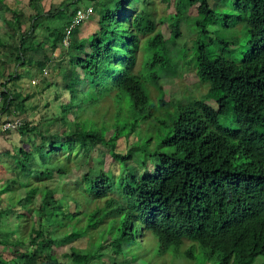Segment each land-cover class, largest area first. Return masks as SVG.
I'll return each mask as SVG.
<instances>
[{
	"label": "trees",
	"instance_id": "obj_1",
	"mask_svg": "<svg viewBox=\"0 0 264 264\" xmlns=\"http://www.w3.org/2000/svg\"><path fill=\"white\" fill-rule=\"evenodd\" d=\"M82 1L91 5L77 6ZM161 1L165 7L158 16L155 0H63L49 9L41 0H28L33 14L26 16L0 0V10L14 15L6 21L0 17V136L16 132L22 142L10 156L5 194L17 191L16 198L10 196L18 200L12 209L20 206L31 214L30 205L35 208L27 242L0 235V246L12 255L0 257V264H105L103 248L125 257L122 264H154L186 239L193 245L186 253L192 261L198 244L206 260L216 258L218 264H264V0H236L237 11L248 13L240 64L212 56L209 42L200 39L225 14L215 15L209 0H175L169 18L165 13L173 0ZM88 7L90 18L73 25L76 11ZM192 7L196 15L190 17ZM166 21L173 40L181 37L182 24L195 25L199 39L192 69L200 83L210 85L208 101L215 107L207 97L177 103L161 141L168 152L147 155L138 149L139 121L169 107L149 102L143 80L158 85L160 78L146 70L159 65L173 76L179 73L171 68L161 35ZM41 50L49 53L35 59ZM154 50L163 57L152 55ZM51 61L55 65L48 67ZM30 62L35 65L27 76ZM25 84L34 90L25 92ZM51 90L59 93L57 99L65 93L67 100L52 114L37 113L39 123L24 121L30 116L26 103ZM228 115L238 125L234 131L219 125ZM16 120L19 126L4 128ZM120 140L126 142L125 152L117 149ZM144 151H150L146 144ZM131 161L135 166L128 168ZM55 174H75L76 181L48 183ZM91 203L94 208L85 215ZM6 212L0 207V224ZM86 237L87 247L73 246Z\"/></svg>",
	"mask_w": 264,
	"mask_h": 264
},
{
	"label": "rangeland",
	"instance_id": "obj_2",
	"mask_svg": "<svg viewBox=\"0 0 264 264\" xmlns=\"http://www.w3.org/2000/svg\"><path fill=\"white\" fill-rule=\"evenodd\" d=\"M62 1L63 0H41L40 5L42 4L46 7V9H49L51 3H53V5H58ZM27 3L28 0H7V4L11 10L24 11L26 16L29 14H33V12L27 9ZM174 3L175 0L172 1L171 6L168 7V10L165 13L167 14V18H169V15L174 13ZM155 4L157 7L158 16H161L163 14L165 4L162 3L161 0H155ZM86 5L91 4L89 2L82 1L77 6L84 8ZM97 5V3H92V6L94 7ZM209 5L214 8L215 15L220 12H224L225 14H223L220 20L216 23H210L209 35H206L203 38L201 37L200 39L207 40L209 42V44L211 45L209 49V54H211L212 56L224 58L233 63L240 64L247 48L246 42L248 41V36L247 32H245L244 20L247 18L246 16L248 13L246 12L245 14L244 12L237 11L236 0H209ZM95 12H97V8H95ZM187 15H189L190 17L196 15V9L193 7L188 9ZM13 16L14 15L11 11L0 10V17H3L5 21L10 20L11 18H13ZM1 22L2 21L0 18V24ZM48 24L50 23L48 22ZM56 24H59V22H57ZM185 25L182 24L180 27L181 37L178 40H173V34L171 33L168 21L164 22L160 26L161 35L165 41V46L169 51L168 57L171 58V68H177V71L180 73L181 76L178 72V74H175L176 76H173L172 74L163 71L161 66L158 65L157 67H151L147 69L146 74L149 75L150 73L155 72L156 75L160 78L159 84L157 85L156 81H151L149 78L143 80L144 89L149 95V102L154 106H158L160 105V101H164L165 103H168L167 107H169V111H167L166 109H158L157 115L151 118L149 117L148 119L144 118L143 120L139 121L136 131V140L140 141L138 144V149L142 150V152L146 153L147 155H150L156 151L168 152V149L166 147L161 146V141L166 138L165 136L168 131V126L172 122L171 117L176 111L177 103L187 105L194 101H204L205 97H207L205 99L206 101L209 100L208 94L210 85L208 83H200L195 72L192 69L193 62L195 61L192 60L195 57L193 56L195 52L194 48L197 40L199 39V34L195 25ZM43 26L45 27V22H43ZM3 31V28L1 29L0 27V35L3 34ZM4 41L8 42L10 40L5 37ZM146 43L147 37L143 39L141 43V49L146 46ZM229 45L231 46L229 47ZM48 53L49 52L46 50H41L34 56V58L37 60H43L45 59V54ZM57 54L58 52L56 51V55ZM152 55H159L163 57V54L159 50H154L152 52ZM140 63L141 62L139 61L138 65H140ZM33 65H35L33 62L29 63L30 67L28 66L27 76L28 71L30 70H32L31 74H33V68H31ZM52 65H55L54 61H51L47 66L51 67ZM37 73H39V71H37L34 75H36ZM37 76L39 77L40 74H37ZM23 90L25 92H32L34 88L29 84H25L23 86ZM56 93L57 92L54 90H51L49 92L47 91L43 95L38 94L36 98H34V100L27 102L26 105L30 106V116L22 117L23 120L25 121L26 119H33L35 120L34 124H36L39 123V121L37 122V113L52 114L53 112H55V110L57 109V105L66 101L68 97L64 93V95L60 94V98L57 99L55 96ZM216 95V93L212 94L211 98L215 97ZM45 102L48 103L49 107L43 109L42 105L45 104ZM207 103L215 107L213 101H208ZM22 118L20 117L19 119ZM140 119L142 118L140 117ZM156 119H158L159 122L161 121L160 125L155 126L154 123ZM219 125L223 130L228 131H234L238 128L237 123L234 120L229 119V115L226 118H220ZM15 133L16 132L8 136H0V158L3 160L0 161V201L2 200V204H0V207L6 208L7 210L2 219V223L0 224V229L3 233L0 235H6V237L14 238L17 237V239H21L22 236L23 238L20 241L24 240L25 243L28 241L26 235L33 228H35V214H32L33 212H35V208L32 204L30 205L33 208V212L31 214H28V210L20 206L18 207V209H12L14 203H17L18 201L16 199H13L17 197V191H14L10 194H5L8 191L5 179H9L11 177L9 174L10 171L13 169V166H11L10 164V162L12 161V158L10 156L17 154L16 151L22 146L21 139L19 138L18 134ZM33 141L36 143L38 142L36 138H33ZM27 144L30 145V142H27ZM144 144H146L148 150L150 151H144ZM117 149L123 152L126 151L127 145L125 140H120L118 142ZM25 151H27V149H25ZM5 153H9L7 157L8 162L5 161ZM139 159L140 155L137 154V160L139 161ZM19 160H22L21 156H19ZM150 161H152L151 157H149V162ZM14 162L16 164H19L18 160H14ZM110 165L111 159L107 155L104 164L105 169L108 170ZM127 165L128 168H131L135 166V163L131 161ZM74 169L78 171L80 169V166H74ZM74 181H76L75 174H69L67 176L62 177L55 174L53 178L48 181V183H71ZM11 195L13 196V198H10ZM18 204L23 206V203L21 201ZM94 205V203L86 205V207L84 208V214L90 212L94 208ZM83 219L84 216H80V220L83 221ZM84 225V221L79 224L80 227H83ZM96 239L97 237L94 236V240ZM89 243L90 238L86 237L82 241L73 244V246H76L79 249H84L89 245ZM191 245V242L186 239L184 244L179 249L175 250L174 247H171L168 250L167 259L164 262L160 261V259H155L154 264H218L216 258L206 260V255L203 254L198 244H195V251H193L194 261L186 257V253H191L189 252V248L191 247ZM67 248L68 246L60 248L58 252L62 253ZM100 251L106 254L104 256L105 264H122L125 259V257L123 256L115 257L107 248H103ZM138 255L143 257L144 252L141 251L138 253ZM11 256L12 255L10 254V252H8L7 248L4 249L0 246L1 258L8 259L11 258Z\"/></svg>",
	"mask_w": 264,
	"mask_h": 264
},
{
	"label": "built area",
	"instance_id": "obj_3",
	"mask_svg": "<svg viewBox=\"0 0 264 264\" xmlns=\"http://www.w3.org/2000/svg\"><path fill=\"white\" fill-rule=\"evenodd\" d=\"M93 12V9L88 7L85 11L77 10L76 14L74 15V19L72 20L73 25L78 24L79 22L83 20H87L90 18L91 14ZM2 103V94L0 92V104ZM20 125L19 120H16L14 123H7L4 125L5 129L17 127Z\"/></svg>",
	"mask_w": 264,
	"mask_h": 264
},
{
	"label": "clouds",
	"instance_id": "obj_4",
	"mask_svg": "<svg viewBox=\"0 0 264 264\" xmlns=\"http://www.w3.org/2000/svg\"><path fill=\"white\" fill-rule=\"evenodd\" d=\"M86 215V214H85Z\"/></svg>",
	"mask_w": 264,
	"mask_h": 264
}]
</instances>
